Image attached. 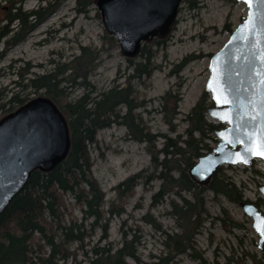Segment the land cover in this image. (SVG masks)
<instances>
[{"label": "trees", "instance_id": "1", "mask_svg": "<svg viewBox=\"0 0 264 264\" xmlns=\"http://www.w3.org/2000/svg\"><path fill=\"white\" fill-rule=\"evenodd\" d=\"M22 3L23 0H19V4ZM19 4L11 1L5 17H0V44L4 43L6 49L22 41L24 32L29 29V18L40 13H23ZM17 23L21 25L20 33H15L12 28ZM168 37L144 44L136 58L127 59L133 75L124 86L114 85L101 92L92 89L70 101L67 85L71 86L78 79L86 80L96 56L89 48H82L79 56L68 64L57 63L52 72L32 76L28 71L19 74L7 102L1 103L4 97L0 93L1 119L30 100L28 91L43 92L41 97L52 100L67 119L71 138L67 158L49 173L34 172L25 189L0 216V264H83L84 261L88 264H129V260L135 264H179L183 256L207 264L196 252V237L207 222L220 223L229 230L246 229L245 224L231 217L227 210L223 209L221 216L212 218L207 209L209 193L216 202L225 199L239 207L249 202L245 199L244 188L237 186L223 172V167L205 183L196 182L190 174L198 159L213 150L211 143L218 142L215 132L224 128L223 124L210 121L207 116V110L213 107L210 95L204 92L186 116L187 128L181 135L177 134L174 124L179 114V99L170 93L162 97L160 114L170 133L177 134L174 138L153 134L141 116L135 114L141 104L135 102L132 82L151 78L156 69L150 64L151 49L163 46ZM107 39L114 41L109 35ZM136 59L140 62H135ZM114 124L125 126L132 140L145 145L151 156V172L133 175L120 183L114 189L116 198L107 202L106 194L93 176L90 148L98 145V133ZM159 141L162 143L158 147ZM145 179L144 184L152 180L160 182L152 197L151 209L168 201L167 214L175 220L176 226L167 231L150 214L145 216V221L160 233L163 249L159 255H151L143 261L140 228L133 232L125 231L123 226L119 247L107 240L111 219L126 213L127 201L135 196L139 181L142 183ZM67 198L74 201L70 204L79 207L80 217L73 216ZM253 203L259 209L264 208L262 197ZM96 230L101 231L102 237L91 245L88 240L94 237ZM244 254L253 264H264V251L259 259L255 254ZM79 257L85 260L81 261Z\"/></svg>", "mask_w": 264, "mask_h": 264}, {"label": "rangeland", "instance_id": "2", "mask_svg": "<svg viewBox=\"0 0 264 264\" xmlns=\"http://www.w3.org/2000/svg\"><path fill=\"white\" fill-rule=\"evenodd\" d=\"M11 1L13 0H0L1 18L11 8ZM97 1L23 0L19 4V0H14L15 4L21 6L23 13H40L35 18H29V29L24 32L20 43L9 49H6L4 43L0 44V93L4 97L1 103L9 100L10 90L15 89L14 82L19 80V74L23 75L28 71L32 76L52 72L57 63L68 64L79 56L82 48H89L96 56L87 79H78L71 86L67 85L70 101L92 89L101 92L114 85L124 86L127 83L129 76L133 75V69L130 67L129 70L128 61L122 55L117 41L114 39L110 42L107 39L108 34L99 15ZM246 16V5L237 0H191L190 3L186 1L182 4L166 43L151 49L153 58L150 64L156 68L153 75L149 79L142 78L132 82L135 102L141 104L135 114L141 116L153 134H167L174 138L177 134L184 133L187 128L186 116L205 92L210 76L211 56L221 50ZM12 28L15 33L21 32V25L18 23ZM135 62L140 61L136 59ZM42 93L28 91L30 100L41 97ZM166 93L179 99V114L174 121L177 134L170 133L160 114L161 100ZM97 141L98 145L90 148L94 163L93 176L106 194L107 202H110L116 198L114 189L120 183L133 175L151 172V156L144 144L130 138L128 129L123 125L114 124L101 130ZM161 143L159 141L158 147ZM216 145L217 143H211L213 148ZM223 168V172L237 186L244 188L246 200L255 202L261 197L259 189L264 185L263 161H254L249 168L243 165ZM141 181L135 190V196L127 201L126 213L111 219L107 243L119 247L123 226L125 231L133 232L140 228L143 236L140 256L146 261L151 255H159L163 247L160 233L145 221V216L150 214L167 231L174 229L176 225L175 220L167 214L170 208L168 201L151 209L152 197L158 191L160 182L152 180L144 184L146 179L142 183ZM67 200L73 216L80 217L79 207L70 204L74 203L71 198ZM207 209L212 218L221 216L225 209L235 220L243 222L246 228L229 230L220 223L207 222L196 237V252L207 264H215V261L218 264H253L244 253L255 254L260 258L262 252L259 248V235L252 227V220L243 213L241 207L225 199L216 202L209 193ZM101 234L100 230L94 232V237L88 240L91 245L100 241ZM79 260L85 259L79 257ZM83 264L88 262L84 261ZM129 264L135 262L129 260ZM179 264L201 263L183 256L179 259Z\"/></svg>", "mask_w": 264, "mask_h": 264}, {"label": "water", "instance_id": "3", "mask_svg": "<svg viewBox=\"0 0 264 264\" xmlns=\"http://www.w3.org/2000/svg\"><path fill=\"white\" fill-rule=\"evenodd\" d=\"M185 1L98 0L97 6L106 33L117 41L122 55L130 59L140 54L144 44L168 36ZM237 1L246 5L247 16L221 50L211 56L210 76L205 87L213 103L207 115L210 120L225 127L215 132L218 140L216 147L200 157L190 169L191 176L198 183L208 182L223 166L250 167L255 160L264 161V155L249 150L254 138L250 140L247 134L259 129L261 120L257 111L264 107V101L260 98L261 85L255 75L256 72H264L260 60V53L264 51V18L255 20L256 28L251 32L242 33L241 28L248 20L249 7L245 0ZM257 31L262 35L257 36ZM221 85L228 89L227 95L232 103L217 99ZM225 116L229 119H225ZM70 148L68 121L49 98L31 99L2 117L0 216L25 189L34 172L53 171L67 158ZM259 191L264 198V185ZM241 208L252 220V227L259 235V248L263 252L264 236L255 224L258 217L264 218V209L251 202L242 203Z\"/></svg>", "mask_w": 264, "mask_h": 264}, {"label": "snow or ice", "instance_id": "4", "mask_svg": "<svg viewBox=\"0 0 264 264\" xmlns=\"http://www.w3.org/2000/svg\"><path fill=\"white\" fill-rule=\"evenodd\" d=\"M245 3L249 7V16L248 20L245 21L241 28L242 33L251 32L256 28L255 20L258 17L264 18V0H245ZM254 8L256 9L255 11H253ZM256 35L261 36L262 33L257 31ZM257 43L259 44L260 41H257ZM260 60L262 66H264V51H261L260 53ZM255 75L259 78V83L261 85L260 98L264 101V72H256ZM214 91L216 90L214 89ZM227 93L228 89L221 85L217 99L223 103H232L233 101L229 100ZM257 115L260 117L261 124L258 130L247 133L250 140L254 138V143L249 145V150L254 151V153L258 155H264V107L258 109ZM224 118L229 119L228 116H225ZM253 119H255V117H253ZM241 159H243V157H241ZM255 227L260 234L264 236V218L258 217Z\"/></svg>", "mask_w": 264, "mask_h": 264}]
</instances>
